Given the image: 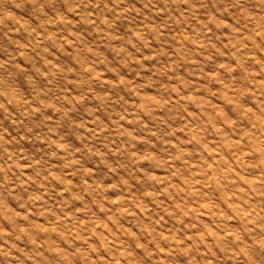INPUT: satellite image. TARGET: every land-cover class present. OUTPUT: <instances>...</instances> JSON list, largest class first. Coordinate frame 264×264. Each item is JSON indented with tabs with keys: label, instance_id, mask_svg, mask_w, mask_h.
Masks as SVG:
<instances>
[{
	"label": "rangeland",
	"instance_id": "374dc122",
	"mask_svg": "<svg viewBox=\"0 0 264 264\" xmlns=\"http://www.w3.org/2000/svg\"><path fill=\"white\" fill-rule=\"evenodd\" d=\"M0 264H264V0H0Z\"/></svg>",
	"mask_w": 264,
	"mask_h": 264
}]
</instances>
